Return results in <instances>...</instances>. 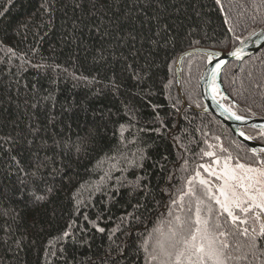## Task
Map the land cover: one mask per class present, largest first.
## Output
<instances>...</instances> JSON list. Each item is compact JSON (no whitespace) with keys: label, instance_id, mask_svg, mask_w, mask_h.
I'll use <instances>...</instances> for the list:
<instances>
[{"label":"trees","instance_id":"16d2710c","mask_svg":"<svg viewBox=\"0 0 264 264\" xmlns=\"http://www.w3.org/2000/svg\"><path fill=\"white\" fill-rule=\"evenodd\" d=\"M263 27L264 0H0V264H171L198 199L248 253L229 264H264L260 223L233 224L195 177L264 158L202 112L206 56L183 59L182 95L175 67ZM221 82L235 113L264 118V48Z\"/></svg>","mask_w":264,"mask_h":264},{"label":"snow or ice","instance_id":"6c2138e0","mask_svg":"<svg viewBox=\"0 0 264 264\" xmlns=\"http://www.w3.org/2000/svg\"><path fill=\"white\" fill-rule=\"evenodd\" d=\"M242 49L233 50L230 55L236 59H241ZM209 63L213 62V59H217L215 67L213 68L210 80L213 84V92L219 93V90L214 87L216 77L222 72V61L218 58H214L211 53L208 54ZM223 107V105H221ZM229 112V109H224ZM229 115L236 120H242L243 118L235 113L229 112ZM241 135H244L241 133ZM245 139H250L248 136H244ZM79 147L77 151H79ZM227 159H230L227 158ZM258 163L264 164V160ZM203 167V166H202ZM236 169L241 170L240 175L237 174ZM210 175H215L217 180H223V184L217 188L219 195L212 194V188L208 186V181L201 179L199 183L203 185L208 193V198L213 200L215 204L219 205L220 209L227 213V216L232 220L233 224L237 221L241 224H246V217L249 213H252L254 218L260 223V230L257 236L253 237L252 248L257 246L258 239H264V167H251L245 164L236 162L235 167L230 169L228 164L225 163L224 169L220 174H216L213 170L206 169ZM192 182L189 181V184ZM237 189H241L242 193H238ZM192 189H189V193ZM187 194V193H186ZM223 197V199H221ZM183 199V197H181ZM202 200H197L196 205V218L194 224L195 228H191L187 237L180 241L181 248L175 253L174 259L171 260V264H229L230 260L240 261L243 260L248 253H244L242 256L233 257L227 249L230 247L228 243H222L217 245L215 233L208 227V220L201 219V207ZM258 209L259 212H254ZM238 210L239 215L236 214ZM211 214L212 209H207ZM179 222V217H177ZM204 225L203 229L200 227ZM218 227V225H217ZM248 229L245 228L242 234L247 235ZM67 234V233H66ZM219 235H225L224 232H220ZM163 251V249H162ZM168 256H172V253H166ZM155 259V257H153Z\"/></svg>","mask_w":264,"mask_h":264},{"label":"water","instance_id":"95a60500","mask_svg":"<svg viewBox=\"0 0 264 264\" xmlns=\"http://www.w3.org/2000/svg\"><path fill=\"white\" fill-rule=\"evenodd\" d=\"M264 48V27L252 35H250L248 38H246L244 41H242L238 46H236L233 50L236 49H242V58L236 59L233 56L230 55L229 52H220V51H214L211 49H201V48H195L192 50H188L184 53H182L175 64L176 67V78H177V87L179 89V93L182 95L181 89H180V71H181V63L183 59L194 56V55H204L206 56V65L203 68L200 78H199V92L201 96V100L203 103V113L211 114L214 117H216L229 131V133L240 143L246 145L251 153H254L256 155H259L260 157L264 158V144L258 143L250 139H245L244 136H248L244 129H255L260 130L264 132V118L259 117H243L242 120H236L232 116L229 115V112H226L224 109V106L221 107V102L218 101L211 93V87L213 88V84L210 80V75L215 67V63L217 62V59H213L212 63H209V56L208 54L211 53L214 58H218L219 61H222V71L223 69L230 63H236L238 66L241 65L242 62H244L246 59L253 57L258 52H260ZM221 76L222 72L216 77L214 85L219 90L221 96L220 98L224 102L226 99H228V96L226 92L224 91V88L222 86L221 82ZM182 100L185 104L184 97L182 96ZM225 103V102H224ZM226 104V103H225ZM232 110V109H231ZM232 113H235L233 110ZM238 115L237 113H235ZM240 116V115H239ZM243 133L244 135H241ZM249 137V136H248Z\"/></svg>","mask_w":264,"mask_h":264},{"label":"rangeland","instance_id":"374dc122","mask_svg":"<svg viewBox=\"0 0 264 264\" xmlns=\"http://www.w3.org/2000/svg\"><path fill=\"white\" fill-rule=\"evenodd\" d=\"M192 66H193V64L190 65V67H192ZM190 75H188V77H190ZM214 87L216 88L215 85H214ZM216 95L218 97L221 96L220 92L218 94L216 93ZM229 157H230V159H227ZM236 162H237V160H235L232 157V154H229V153L228 154H224L222 156H217V157L213 158V160H212V162L210 164L203 165L202 170L195 176L196 180L198 182L201 179L208 181V186L212 188V194L218 196L219 193L217 191V188L223 184V180H217L216 176L215 175H210L209 172L206 171V169L213 170L216 174H220L223 171V169H224L225 163H227L229 168L232 169V168L235 167ZM240 163H242V162H240ZM242 164H244V163H242ZM245 165L246 166H251V167H264V164H260L258 166L247 165V164H245ZM236 172H237L238 175L242 174L241 170H239V169H236ZM237 192L238 193H242V190L241 189H237ZM221 199H223V197H221ZM237 212H238V210H236V213ZM254 212L258 213L259 210L255 209ZM238 215H239V212H238ZM195 218H196V215H195ZM242 218L247 219V222H249V221L251 222V220L252 221H256V219L254 218L252 213H249L246 217H242ZM201 219L202 220H206V218L202 217V216H201ZM200 227L203 229L204 225L202 224ZM216 241H217V245L218 246L222 244V239L221 238H216Z\"/></svg>","mask_w":264,"mask_h":264},{"label":"bare ground","instance_id":"6f19581e","mask_svg":"<svg viewBox=\"0 0 264 264\" xmlns=\"http://www.w3.org/2000/svg\"><path fill=\"white\" fill-rule=\"evenodd\" d=\"M210 90H211L212 95H213L218 101H220L221 104H223L224 108L229 109V111L231 112V111H232L231 108H230L227 104H225V103L222 101V99L216 95V93L213 92L212 87H211Z\"/></svg>","mask_w":264,"mask_h":264}]
</instances>
